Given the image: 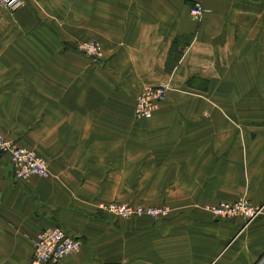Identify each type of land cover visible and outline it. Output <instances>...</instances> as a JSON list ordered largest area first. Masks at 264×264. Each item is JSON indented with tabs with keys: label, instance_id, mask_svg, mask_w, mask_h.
I'll return each instance as SVG.
<instances>
[{
	"label": "crops",
	"instance_id": "1",
	"mask_svg": "<svg viewBox=\"0 0 264 264\" xmlns=\"http://www.w3.org/2000/svg\"><path fill=\"white\" fill-rule=\"evenodd\" d=\"M72 41L97 42L101 59ZM161 83L153 116L134 118L140 89ZM0 137L48 170L14 181L0 153V264H27L56 225L81 243L57 264H264V0L0 6ZM241 197L256 217L205 209ZM109 201L170 212L119 218L98 210Z\"/></svg>",
	"mask_w": 264,
	"mask_h": 264
},
{
	"label": "built area",
	"instance_id": "2",
	"mask_svg": "<svg viewBox=\"0 0 264 264\" xmlns=\"http://www.w3.org/2000/svg\"><path fill=\"white\" fill-rule=\"evenodd\" d=\"M24 4V0H0V6L9 11H14ZM203 7L195 2L190 7V15L198 19ZM76 51L87 54L94 62L102 57L100 45L95 41L76 42ZM168 83L147 85L140 89L135 96L132 114L136 119H149L158 108L169 89ZM0 153L7 155L14 181H23L34 175L45 177L48 174L47 166L42 157L34 150L19 146L0 137ZM98 210L107 214L130 218L149 216L154 219L168 217L170 208L167 205H147L144 203H129L123 201H109L99 203ZM205 209L216 217L231 219L241 217L250 220L256 217L260 207L252 205L247 199L239 198L234 202L220 201L210 203ZM80 240L66 232L60 226H52L39 230L31 239V254L27 264H57L59 260L70 253L76 252L80 247ZM91 264H127L123 261L94 262Z\"/></svg>",
	"mask_w": 264,
	"mask_h": 264
},
{
	"label": "rangeland",
	"instance_id": "3",
	"mask_svg": "<svg viewBox=\"0 0 264 264\" xmlns=\"http://www.w3.org/2000/svg\"><path fill=\"white\" fill-rule=\"evenodd\" d=\"M77 42H80V41H77ZM65 50L66 51H71V53L76 56V53L77 54H80V55H83L85 56L90 62H94L87 54H83V53H79L76 51V41H72V42H65ZM5 139V138H4ZM14 143V142H12ZM15 144V143H14ZM44 160V159H43ZM45 161V160H44ZM46 163V162H45ZM47 166V165H46ZM123 202H129V203H139V202H130V201H123ZM162 205H166V204H162ZM168 206V205H167ZM169 207V206H168ZM170 208V207H169ZM120 218V217H119Z\"/></svg>",
	"mask_w": 264,
	"mask_h": 264
}]
</instances>
